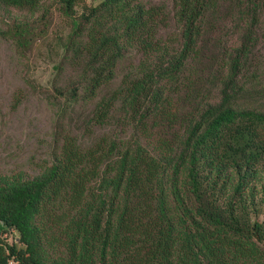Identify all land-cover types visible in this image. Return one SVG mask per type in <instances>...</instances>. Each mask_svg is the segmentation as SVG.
Masks as SVG:
<instances>
[{
    "label": "trees",
    "instance_id": "obj_1",
    "mask_svg": "<svg viewBox=\"0 0 264 264\" xmlns=\"http://www.w3.org/2000/svg\"><path fill=\"white\" fill-rule=\"evenodd\" d=\"M79 1L61 38L44 0H0V109L50 116L0 167V264H264V0Z\"/></svg>",
    "mask_w": 264,
    "mask_h": 264
},
{
    "label": "rangeland",
    "instance_id": "obj_2",
    "mask_svg": "<svg viewBox=\"0 0 264 264\" xmlns=\"http://www.w3.org/2000/svg\"><path fill=\"white\" fill-rule=\"evenodd\" d=\"M99 0H81L74 7L75 15H78L84 7L95 4ZM140 1V0H139ZM150 4H165L168 6L169 0H141ZM43 8L48 7L50 13V36H59L63 38L70 29L69 21L61 16L55 6L54 0H44ZM39 10L38 12H40ZM2 16L8 22L12 18L19 16L16 10H6ZM9 12V13H8ZM0 26L4 23L0 21ZM257 47L263 46L262 41H258ZM32 65L30 74L36 81L49 86L54 73V62L49 61L40 50L37 54L31 55ZM15 57L10 51L7 43L0 39V102L4 99L3 91L6 88L2 80H13L18 76V65L14 63ZM48 110L43 104L30 97L26 102L15 110H9L7 107L0 109V167H10L18 158L14 156L21 155L22 150L30 151L44 149L46 132L50 123ZM20 145V147H18ZM22 160V159H21ZM20 161V160H19Z\"/></svg>",
    "mask_w": 264,
    "mask_h": 264
}]
</instances>
